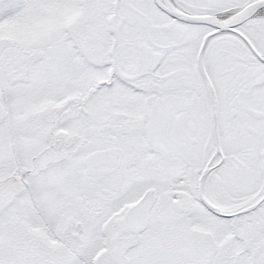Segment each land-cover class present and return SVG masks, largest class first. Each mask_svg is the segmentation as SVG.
Masks as SVG:
<instances>
[{"label": "snow or ice", "instance_id": "snow-or-ice-1", "mask_svg": "<svg viewBox=\"0 0 264 264\" xmlns=\"http://www.w3.org/2000/svg\"><path fill=\"white\" fill-rule=\"evenodd\" d=\"M0 264H264V0H0Z\"/></svg>", "mask_w": 264, "mask_h": 264}]
</instances>
